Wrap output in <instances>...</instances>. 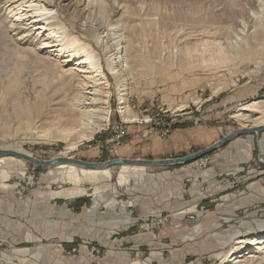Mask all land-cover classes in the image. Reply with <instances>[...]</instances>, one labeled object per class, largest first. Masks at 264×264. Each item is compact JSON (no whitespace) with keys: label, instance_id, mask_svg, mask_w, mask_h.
Returning a JSON list of instances; mask_svg holds the SVG:
<instances>
[{"label":"rangeland","instance_id":"rangeland-1","mask_svg":"<svg viewBox=\"0 0 264 264\" xmlns=\"http://www.w3.org/2000/svg\"><path fill=\"white\" fill-rule=\"evenodd\" d=\"M124 1L132 10L138 4L160 10L163 20L159 26L169 36L162 46L161 63L126 77L129 115L137 121H122L117 82L102 60L112 94L109 123L126 125V137L112 140L109 124L74 152L66 150L64 140H18L29 157L44 162L72 158L91 164L114 159L174 160L190 157L237 131L255 127L233 114L242 105L264 102V52L256 51L251 58L237 57L233 52L246 34L241 23L251 28L252 23L264 22V0ZM8 6L1 14L19 19L14 14L21 13L20 21L34 30V36L46 40L47 52L55 56L60 48L56 42L59 35L41 29L43 23L37 22L41 18H32L37 15L28 12L32 10L28 4L11 14L6 10ZM65 17L69 19V14ZM113 25L107 22L93 27L99 28L103 44L113 41ZM76 26L79 33L86 34L87 25L76 22ZM174 32L196 35L191 43L195 45L187 47V60L180 57ZM203 44L209 52L202 50ZM217 49L231 55L230 62L202 67V58L208 59ZM221 85L224 87L215 94ZM180 104L187 106L178 109ZM259 115V111L253 113ZM205 126L218 130L212 141L191 143L156 159L148 151L156 142L167 144L174 133L180 134L178 130L189 137ZM50 127L47 124L45 130L51 133ZM126 146L137 151L139 157L124 158L120 151ZM245 149L250 150L249 158L242 154ZM0 160L8 162L5 176H0L6 186L0 190V264H58L59 260L63 264H131L133 261L127 262L133 259H139L140 264H219L224 256L217 254L228 252L239 236L223 248L219 239L241 231L245 236L264 234V131L240 134L188 163L143 167L142 182L133 166H128V189L116 184L121 167L126 166L111 167L109 179L81 183L87 192L99 188L100 204L96 207L90 204L91 195H54L71 187L61 178L65 164L43 167L4 155ZM79 198L80 203L76 202ZM111 200L115 206H111ZM192 207L187 215H177ZM18 225L37 239L32 243L23 240L25 231L21 233ZM36 247H44L41 251L52 259L36 260L25 253ZM58 248L62 256L55 253Z\"/></svg>","mask_w":264,"mask_h":264},{"label":"bare ground","instance_id":"bare-ground-1","mask_svg":"<svg viewBox=\"0 0 264 264\" xmlns=\"http://www.w3.org/2000/svg\"><path fill=\"white\" fill-rule=\"evenodd\" d=\"M26 4L32 8L28 12L37 15L32 18H41L37 21L43 23L40 24L41 29L47 28L59 35L56 42L60 48L55 56L47 52L49 43L38 38V34L34 36V30L20 21L21 13L14 14L19 19L1 14L5 6L9 5L6 10L11 14ZM147 8L138 4L132 10L124 0H0V155L29 157V153L19 145L18 140L36 139L51 142L64 140L66 150L74 152L82 142L91 141L95 133L106 129L110 124L109 99L112 94L102 60L106 64L107 72L117 82V107L122 121H137V118L129 115L126 77L144 67L152 68L156 63H161L162 46L169 41V36L159 26L163 20L160 10ZM66 13L69 14V19H66ZM76 22L87 25V35L78 32ZM107 22L114 23L110 35L113 41L110 45L103 44L99 28H93ZM241 24L242 31H246V34L244 33L239 48L235 46L233 55L251 58L256 51L264 52V22L252 23L251 28ZM164 25L162 23L161 26L164 28ZM173 35L178 41V47L180 46V57L187 60V47L195 45L191 43L196 35H184L180 32H174ZM202 48L203 51H210L205 44ZM231 58V55L217 49L211 51L208 59L202 58L201 66H220L230 62ZM222 87L224 86L217 88L215 94ZM186 106L180 104L178 109ZM255 111L260 112L259 117L253 116ZM233 117L251 122L255 127L264 126V102L253 101L242 105ZM47 124L52 127L51 133L45 130ZM7 163L0 160V176H5ZM75 167L65 164L60 170L62 180L71 187L54 195L66 198L91 195L90 204L93 207L99 206V188L95 187L87 192L81 183L89 180L95 182L100 178L109 179V169ZM131 168L140 175L139 181L142 182L143 168ZM128 170L127 165L121 167L117 187L130 188ZM5 189L6 186L0 178V190ZM80 201V198L76 200L79 203ZM110 203L115 206L113 200ZM192 210L193 207L184 209L177 215L183 217ZM18 226L21 233L25 231L23 240L32 243L37 239L24 230V226ZM248 227L250 230L253 228ZM241 232L219 239L218 244L223 248L234 240L233 237L239 236L228 252L217 254L218 257L224 256L219 264H264V234L245 236ZM41 250L45 251V248L36 247L26 250L25 253L34 255L36 260L41 257L45 261L52 259ZM55 253L57 256L63 255L61 248ZM130 261H133L131 264H140L139 259L129 260L127 263ZM57 262L63 264V261Z\"/></svg>","mask_w":264,"mask_h":264},{"label":"water","instance_id":"water-1","mask_svg":"<svg viewBox=\"0 0 264 264\" xmlns=\"http://www.w3.org/2000/svg\"><path fill=\"white\" fill-rule=\"evenodd\" d=\"M258 131H264V126L260 127H253L251 129H245V130H240L237 131L236 133L229 135L228 137H225L222 139V141L206 148V150L202 152H198L197 154L191 155L190 157L187 158H181V159H174V160H158V161H151V160H132V159H114L110 161H106L104 163H87L81 160H74L72 158H62V159H54L51 161H39L33 157H27L23 155H16L17 157L22 158L23 160L29 162V163H34L43 167H57L63 164H72L76 167H83L86 169H111V167L115 166H135V167H158V166H167V165H174V164H179V163H188L191 160L200 158L206 153L212 152L218 148H221L222 145L227 143L228 141L232 140L235 137H238V135L243 134V133H257ZM2 154V153H1Z\"/></svg>","mask_w":264,"mask_h":264},{"label":"crops","instance_id":"crops-1","mask_svg":"<svg viewBox=\"0 0 264 264\" xmlns=\"http://www.w3.org/2000/svg\"><path fill=\"white\" fill-rule=\"evenodd\" d=\"M194 131V130H193ZM193 131H190L193 132ZM180 134H177V133H174L173 136H171L170 140L167 142V144L165 145H158L160 144V142H156L155 144H151V150L148 149L149 153L152 154V156H154V159H156L160 154H163V153H170V152H174V151H177L178 149H182L184 147H186L187 145H190L191 143H195V144H204L206 141H212L213 138L215 137L214 135L217 134L218 130L213 131L212 128H203L200 130L197 129V132L195 133L194 131V135H191L189 137L187 136H184V133L183 131L181 130H178L176 131ZM215 133V134H214ZM154 145H158V146H154ZM128 146V145H127ZM125 147V148H122L120 153H122L123 157L124 158H138L139 156L136 155V152L132 149V147ZM134 152V156H133V153ZM243 155L246 157V158H249V154H250V150L248 149H245L242 151Z\"/></svg>","mask_w":264,"mask_h":264},{"label":"built area","instance_id":"built-area-1","mask_svg":"<svg viewBox=\"0 0 264 264\" xmlns=\"http://www.w3.org/2000/svg\"><path fill=\"white\" fill-rule=\"evenodd\" d=\"M110 131L113 134L112 140L120 141L127 135L126 125L122 126L118 123H110Z\"/></svg>","mask_w":264,"mask_h":264}]
</instances>
